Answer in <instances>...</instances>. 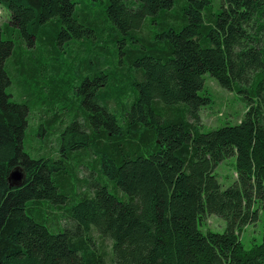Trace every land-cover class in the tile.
Listing matches in <instances>:
<instances>
[{
    "label": "trees",
    "instance_id": "1",
    "mask_svg": "<svg viewBox=\"0 0 264 264\" xmlns=\"http://www.w3.org/2000/svg\"><path fill=\"white\" fill-rule=\"evenodd\" d=\"M99 1L0 0V264H264V0ZM75 39L77 102L57 111V62L42 57ZM23 42L21 74L45 83L19 102L5 66ZM205 74L240 94L238 123L200 130ZM31 111L38 130L69 118L58 157L25 152ZM229 156L236 178L222 189L214 170ZM208 214L223 232L200 230ZM260 217L245 249L239 232ZM93 232L111 240L110 262Z\"/></svg>",
    "mask_w": 264,
    "mask_h": 264
},
{
    "label": "rangeland",
    "instance_id": "2",
    "mask_svg": "<svg viewBox=\"0 0 264 264\" xmlns=\"http://www.w3.org/2000/svg\"><path fill=\"white\" fill-rule=\"evenodd\" d=\"M82 3H89L88 0H80ZM88 4L91 6L90 10H99L100 1L92 0ZM212 10H216L220 6V0L211 1ZM177 9V7H176ZM9 13L0 5V25L9 23ZM169 22H179L178 18H169ZM145 32L151 33L153 31V26H145ZM17 42V38L13 37ZM58 45L55 49H50L47 51L48 56L42 57L44 63L54 64L57 62V72L51 76H54L53 83L57 82L59 89L63 92L64 97H59V100L55 101V108L57 111L60 110L61 106L67 108L66 101L76 103V92L75 87L79 84L80 78L79 68L82 67L83 47L86 45L82 39H75L74 42L64 45L65 40H57ZM81 45V46H78ZM109 48V42L106 43ZM111 47V46H110ZM19 55H10L6 60V71L10 78V85L8 86V92L10 93L12 99L22 102L27 100L28 92L24 89H30L34 93L35 90L40 89L44 86L45 79L44 75H38L35 78L34 74L23 75L21 74L22 63L26 60L24 57L29 54L27 51L30 49L26 42H23L20 47ZM75 57V58H74ZM46 73V72H45ZM24 86H23V85ZM25 87V88H24ZM33 90V91H32ZM37 92V91H36ZM30 93V97L33 95ZM200 94L207 95L210 98V102L200 109V130L208 131L209 129L217 128L225 124H235L238 123L244 116L246 105L242 101L240 94L236 92H231L223 89L216 80L209 74L204 75L203 89L199 91ZM39 100L36 98L35 106L38 108ZM47 107L46 104H42ZM49 107V106H48ZM47 107V108H48ZM49 109V108H48ZM52 110V109H51ZM49 109V113L52 116L53 112ZM39 121L34 111H31L27 121V127L25 130V135L23 139V148L32 157L39 156H49L56 158L59 156V134L64 129V127L69 124V118H67L65 123H54L45 127L43 130H38ZM215 174L221 185V188L229 186L233 183L236 178L235 173V157L229 156L223 159L216 167ZM88 173L85 168L82 169L81 175ZM92 179H96L97 173L93 172L91 174ZM21 174L19 175L20 181ZM264 205V203H263ZM226 227V222L223 218L215 215L208 214L204 217L202 224L199 226L202 232L213 231V232H223ZM93 239L97 246H100L104 251L105 257L108 262L112 259V242L109 238L101 237L97 232H93ZM262 238V219L259 218L258 221L247 224L242 227L239 232V239L242 246L245 249L250 248L253 244L259 243Z\"/></svg>",
    "mask_w": 264,
    "mask_h": 264
},
{
    "label": "water",
    "instance_id": "3",
    "mask_svg": "<svg viewBox=\"0 0 264 264\" xmlns=\"http://www.w3.org/2000/svg\"><path fill=\"white\" fill-rule=\"evenodd\" d=\"M19 171L18 170H13L9 176V181L10 183L17 185L19 181H17L19 179Z\"/></svg>",
    "mask_w": 264,
    "mask_h": 264
}]
</instances>
